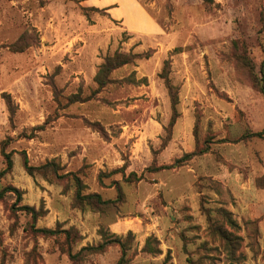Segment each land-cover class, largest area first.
Segmentation results:
<instances>
[{"label":"rangeland","instance_id":"obj_1","mask_svg":"<svg viewBox=\"0 0 264 264\" xmlns=\"http://www.w3.org/2000/svg\"><path fill=\"white\" fill-rule=\"evenodd\" d=\"M263 67L264 0H0V264H264Z\"/></svg>","mask_w":264,"mask_h":264},{"label":"trees","instance_id":"obj_2","mask_svg":"<svg viewBox=\"0 0 264 264\" xmlns=\"http://www.w3.org/2000/svg\"><path fill=\"white\" fill-rule=\"evenodd\" d=\"M24 42V37L19 38V40L13 44L11 47L13 48V50L17 51V52H21L23 50H25L27 48V45L24 46H20L22 43ZM130 62V58L128 55H121V54H114L111 57H107L104 62L101 64V66L99 67L96 75H95V82L97 83V85L99 87L104 86L107 83V77L108 75L115 69L126 65ZM255 87L260 91V93L264 94V67L263 70H261V78L257 81L254 82ZM253 136L256 137H260L262 136L261 133H254ZM194 154L190 153L185 155V158H190L191 156H193ZM5 157V162H6V168L0 172V178L8 171L11 169L12 167V161L9 157L8 154H4ZM52 168V171L55 173L56 170L53 168V163L50 164H46L43 167L40 168H33L30 167L28 165V161L25 157V155H23V168L31 175L33 174V171L35 170H40V169H45V168ZM127 181H139L140 177H137L134 173H130L129 176L126 179ZM74 182V186L76 188L75 190V197L76 200H79L82 204H87V205H91V206H96V205H106L109 204L110 201H102L100 196L97 194H91V195H84L81 196V188H80V181L78 178L74 177L73 179ZM8 191H14L17 194H19V192L16 189H10L9 187H5L0 191V199L2 198L3 194L8 192ZM22 210L26 211L27 213L31 214L32 219L35 220L36 218V211L33 207H29V206H23ZM222 219L225 223V225H227L229 228H231V230L237 229L239 228V226H237V224L235 223V221L231 218V214L226 212V211H222ZM255 222H251L249 224L253 225ZM33 231L37 234H40L43 237H54L57 236L58 234H65V240L71 241L74 238L79 239L80 237H71V231L72 230H54V229H46V228H38V229H34ZM214 233H216L218 235V237L220 238V240L223 242L225 250H227L229 257H230V264H241V262H239L240 259V255L235 257V250H237L238 246H239V242L242 241L241 237H237V236H233L231 231H228L226 228H223V226L218 225L215 226L213 228ZM75 236H77L76 234H74ZM111 243H118V241H111ZM109 243L107 242H103L102 244L98 245V246H87V247H82L76 254H71L70 250H68L67 255L71 261L72 264H82L81 261V256L83 253L87 252V253H94V252H101L103 251L104 247L107 246ZM121 260H119L118 264L121 263Z\"/></svg>","mask_w":264,"mask_h":264},{"label":"crops","instance_id":"obj_3","mask_svg":"<svg viewBox=\"0 0 264 264\" xmlns=\"http://www.w3.org/2000/svg\"><path fill=\"white\" fill-rule=\"evenodd\" d=\"M260 224H261V221H260V223H259V226H260Z\"/></svg>","mask_w":264,"mask_h":264}]
</instances>
